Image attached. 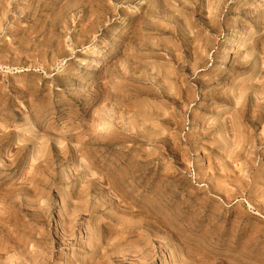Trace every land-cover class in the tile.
Listing matches in <instances>:
<instances>
[{
    "label": "rangeland",
    "instance_id": "374dc122",
    "mask_svg": "<svg viewBox=\"0 0 264 264\" xmlns=\"http://www.w3.org/2000/svg\"><path fill=\"white\" fill-rule=\"evenodd\" d=\"M0 264H264V0H0Z\"/></svg>",
    "mask_w": 264,
    "mask_h": 264
},
{
    "label": "bare ground",
    "instance_id": "6f19581e",
    "mask_svg": "<svg viewBox=\"0 0 264 264\" xmlns=\"http://www.w3.org/2000/svg\"><path fill=\"white\" fill-rule=\"evenodd\" d=\"M183 70V69H182ZM176 96H178L177 94H176ZM174 97V96H173ZM176 98V97H175ZM174 103V102H173Z\"/></svg>",
    "mask_w": 264,
    "mask_h": 264
}]
</instances>
